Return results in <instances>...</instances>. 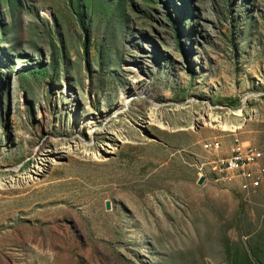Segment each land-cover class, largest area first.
I'll use <instances>...</instances> for the list:
<instances>
[{
  "label": "rangeland",
  "instance_id": "rangeland-1",
  "mask_svg": "<svg viewBox=\"0 0 264 264\" xmlns=\"http://www.w3.org/2000/svg\"><path fill=\"white\" fill-rule=\"evenodd\" d=\"M233 141L264 173V0H0V264H264Z\"/></svg>",
  "mask_w": 264,
  "mask_h": 264
},
{
  "label": "built area",
  "instance_id": "built-area-1",
  "mask_svg": "<svg viewBox=\"0 0 264 264\" xmlns=\"http://www.w3.org/2000/svg\"><path fill=\"white\" fill-rule=\"evenodd\" d=\"M232 144L234 145L227 155H216L209 160L210 171L218 182L229 185L236 181L239 190L253 192L259 187L264 175L261 164L263 153L249 145L244 146L239 141H233ZM203 147L207 151H216L220 148V143L207 141L203 143Z\"/></svg>",
  "mask_w": 264,
  "mask_h": 264
},
{
  "label": "bare ground",
  "instance_id": "bare-ground-1",
  "mask_svg": "<svg viewBox=\"0 0 264 264\" xmlns=\"http://www.w3.org/2000/svg\"><path fill=\"white\" fill-rule=\"evenodd\" d=\"M213 118H214V117H213ZM213 118H211L212 121H214ZM221 128L224 129V130H232V131H236V129H238L239 126H236V125H230V124L228 123V124H222V127H221ZM42 165H45V163L42 164ZM42 169H44V168H42ZM42 169H41V170H42Z\"/></svg>",
  "mask_w": 264,
  "mask_h": 264
},
{
  "label": "water",
  "instance_id": "water-1",
  "mask_svg": "<svg viewBox=\"0 0 264 264\" xmlns=\"http://www.w3.org/2000/svg\"><path fill=\"white\" fill-rule=\"evenodd\" d=\"M204 180V177H200L198 180V183H202V181ZM106 208H109V203H106Z\"/></svg>",
  "mask_w": 264,
  "mask_h": 264
}]
</instances>
